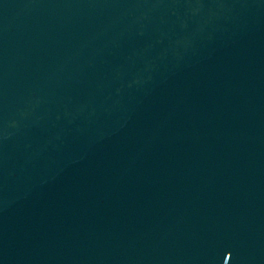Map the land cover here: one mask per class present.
Returning <instances> with one entry per match:
<instances>
[{"label":"water","instance_id":"obj_1","mask_svg":"<svg viewBox=\"0 0 264 264\" xmlns=\"http://www.w3.org/2000/svg\"><path fill=\"white\" fill-rule=\"evenodd\" d=\"M0 264H264V0H0Z\"/></svg>","mask_w":264,"mask_h":264}]
</instances>
